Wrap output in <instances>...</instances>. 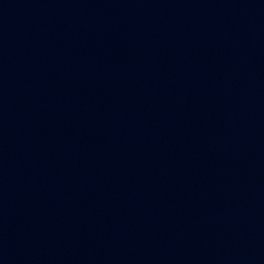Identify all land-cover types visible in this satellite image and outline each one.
<instances>
[{"label": "water", "instance_id": "95a60500", "mask_svg": "<svg viewBox=\"0 0 264 264\" xmlns=\"http://www.w3.org/2000/svg\"><path fill=\"white\" fill-rule=\"evenodd\" d=\"M0 264H264V0H0Z\"/></svg>", "mask_w": 264, "mask_h": 264}]
</instances>
